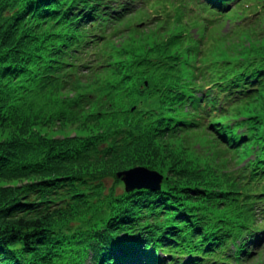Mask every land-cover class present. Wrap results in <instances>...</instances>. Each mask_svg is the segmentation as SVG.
Wrapping results in <instances>:
<instances>
[{"label": "trees", "instance_id": "trees-1", "mask_svg": "<svg viewBox=\"0 0 264 264\" xmlns=\"http://www.w3.org/2000/svg\"><path fill=\"white\" fill-rule=\"evenodd\" d=\"M151 1L0 0V264H244L264 245V0L239 22L263 24L258 46L200 65L186 32L132 24ZM206 120L254 154L231 182L177 147ZM136 168L158 187L128 190Z\"/></svg>", "mask_w": 264, "mask_h": 264}, {"label": "rangeland", "instance_id": "rangeland-1", "mask_svg": "<svg viewBox=\"0 0 264 264\" xmlns=\"http://www.w3.org/2000/svg\"><path fill=\"white\" fill-rule=\"evenodd\" d=\"M251 1H254V4L249 10H246L240 18H236L235 15L233 18H229L226 14L219 20V13L212 9L205 8L203 5L204 0H152L146 5L145 10L138 12L132 24L143 22L140 26L146 28L150 33L153 27L151 25H167L171 31L175 30L176 33H181V36L177 38V40L180 39L181 41H183V33L186 32L188 34L187 37L190 38L189 41L194 39L199 44V46L192 51H200L193 60L198 61L196 65H200L210 59H217L223 54H228L227 51L229 50H233L237 47L242 48L241 46L246 44L248 46V40L246 41L245 39V41L242 42V37L246 33L249 41L253 43L252 46H258L259 31L263 24L260 23L255 27L250 23L245 25L240 24L243 22L242 17L246 14H250L249 18H245L246 22L251 21L254 24L258 22V17L256 15L261 12V9L258 8V4H260L262 0ZM232 7L233 6L228 7L225 13L229 12ZM255 11L257 12L254 13ZM235 25L238 26L235 27ZM251 27L252 29L250 30ZM245 29L246 32H243ZM179 30L181 31L178 32ZM189 53V57L193 58L192 52ZM199 57L200 59H198ZM206 123H211V121L207 122L206 120L204 125L197 131L191 130L185 134H180L181 140L178 141L179 146L177 147H184L185 152L188 153V155L190 154L192 159L196 157L200 160L195 164V169L196 171L198 170L195 172L202 176V179L210 172L218 182H225L228 178L231 182L232 179L236 177L235 175L238 169L241 168L240 166L251 161L252 158H254V154L250 155L245 160L242 158L239 160L240 162H236L234 160L235 155L233 151H230L221 139L211 134L213 132L207 129ZM221 153L224 154H222L223 157H220ZM220 159H224L231 167L224 165V162L222 163ZM216 163H219V165ZM222 164L225 167H222ZM249 250L253 252L252 255L254 258L244 264H264V245L258 248L252 247L249 248Z\"/></svg>", "mask_w": 264, "mask_h": 264}, {"label": "water", "instance_id": "water-1", "mask_svg": "<svg viewBox=\"0 0 264 264\" xmlns=\"http://www.w3.org/2000/svg\"><path fill=\"white\" fill-rule=\"evenodd\" d=\"M138 169L139 168H136V169H133V171H127V172H124L123 173V175H124L123 176V179L126 181V185H127V189L128 190L133 189L134 188V185H139L140 187H144V186L145 187H152V186L153 187H158V183H159V181H158L159 180L158 174H157V176H158L157 177L156 174H154L153 172L151 173L150 171H147L144 168H142V169L140 168L139 170ZM153 177L156 178V179H153ZM137 178L139 180H145V182H147V183L145 184L144 182H138V179ZM160 178H161V176H160ZM149 183H151V184H149Z\"/></svg>", "mask_w": 264, "mask_h": 264}]
</instances>
